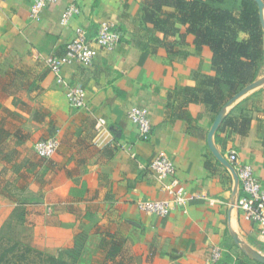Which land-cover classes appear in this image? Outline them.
Returning a JSON list of instances; mask_svg holds the SVG:
<instances>
[{
	"label": "crops",
	"instance_id": "0c3cea01",
	"mask_svg": "<svg viewBox=\"0 0 264 264\" xmlns=\"http://www.w3.org/2000/svg\"><path fill=\"white\" fill-rule=\"evenodd\" d=\"M153 2L58 0L32 21L31 0H0V229L21 210L26 223L12 224L20 241L67 251L84 238L80 264H211L214 247L226 263L263 264L256 257L264 259V241L238 207L229 156L251 165L264 187V83L212 110L210 47H196L188 26L167 35L156 28ZM72 3L81 14L62 26ZM217 5L242 9L241 0ZM104 21L122 39L92 65L64 68L86 91L87 107L73 109L48 61L64 56L77 29L94 36ZM261 80L264 62L254 82ZM135 106L151 114L146 141L127 119ZM98 118L107 121L100 132ZM52 137L57 154L39 157L36 143ZM162 154L176 166L168 180L148 170ZM172 179L186 205L165 218L140 211L141 201L167 198Z\"/></svg>",
	"mask_w": 264,
	"mask_h": 264
},
{
	"label": "trees",
	"instance_id": "16d2710c",
	"mask_svg": "<svg viewBox=\"0 0 264 264\" xmlns=\"http://www.w3.org/2000/svg\"><path fill=\"white\" fill-rule=\"evenodd\" d=\"M223 2L154 0L151 5L159 16L150 17V21L160 31L167 35L170 31L180 32L182 26H188L187 34L194 36L196 47H210L216 77L212 79L213 88L206 102L212 110L222 106L224 98L235 96L253 83L264 62V28L257 2L241 0L242 9L238 13L217 5ZM165 7L174 8V12L164 10ZM17 211L7 222L9 228H12L14 220L26 223L24 212ZM3 241L5 238H0V247ZM6 241V249L0 252V264L11 254L18 258L19 263L28 262L33 255L37 258L33 264H79L84 247V238L80 237L73 249L65 251L71 259L69 262L64 254L43 253L11 237Z\"/></svg>",
	"mask_w": 264,
	"mask_h": 264
},
{
	"label": "built area",
	"instance_id": "2783aa9c",
	"mask_svg": "<svg viewBox=\"0 0 264 264\" xmlns=\"http://www.w3.org/2000/svg\"><path fill=\"white\" fill-rule=\"evenodd\" d=\"M56 2L58 0H31L30 19L40 21L44 10ZM80 14V8L72 3L63 12L60 24L68 26ZM122 35L120 30L107 21L99 24L94 36L89 35L86 29L79 28L74 38L67 44L64 56L49 59V68L55 76L56 82L64 89L71 108L83 109L87 107L86 91L81 86L73 85L66 80L64 68L70 65H92L99 50L113 52L120 43ZM127 119L136 126L141 140L146 141L151 137L152 120L148 108L138 106L130 108L127 112ZM106 125L107 121L104 118H98L95 128L100 132L105 129ZM59 148L60 141L56 137L40 140L35 145L38 156L45 159L55 156ZM229 160L236 171L242 192V196L238 200V207L246 220L257 225L264 241V187L262 182L254 168L242 163L236 152L230 154ZM148 170L161 180H168L174 177L176 166L168 156L162 154L148 165ZM166 190H168L169 196L165 199L139 202L140 211L151 216L165 218L172 211L186 205L187 193L176 179L171 180L166 186ZM223 255V250L214 247L210 255L211 264H229L223 260Z\"/></svg>",
	"mask_w": 264,
	"mask_h": 264
},
{
	"label": "rangeland",
	"instance_id": "374dc122",
	"mask_svg": "<svg viewBox=\"0 0 264 264\" xmlns=\"http://www.w3.org/2000/svg\"><path fill=\"white\" fill-rule=\"evenodd\" d=\"M36 154H37V152H36ZM19 212H21V210L17 211V213H19ZM9 237H11L15 241L16 240L20 241L15 236L14 229L13 228H9L8 224L5 223V225L0 229V238H3V239L5 238V241H3L2 244H1V247H0V250L1 251L0 252H3L4 249H6V244H7V241L6 240H8ZM20 242L23 243L22 241H20ZM23 244H26V243H23ZM26 245L33 247L37 251H40V252H43V253L45 252L47 254H53V255H56V256L63 255L64 254L63 257L66 260H68L69 262H71V259L66 256L67 255V252H66V255H65V251H63V250L62 251H57V250H54V251L53 250H44V249H42L41 247H38V246H33V245H29V244H26ZM35 261H37V258L32 255L29 258V261L28 262H21V263H19L18 258L17 257H14V255L11 254V255H9V256L6 257V259L4 260L3 264H33ZM79 264H80V262H79Z\"/></svg>",
	"mask_w": 264,
	"mask_h": 264
},
{
	"label": "water",
	"instance_id": "95a60500",
	"mask_svg": "<svg viewBox=\"0 0 264 264\" xmlns=\"http://www.w3.org/2000/svg\"><path fill=\"white\" fill-rule=\"evenodd\" d=\"M255 1L259 5L260 16H261V20H262V24H263V28H264V2L262 0H255ZM263 83H264V81L261 80V81L254 82V83H252L249 86H246L238 94H236V96L234 97L233 101H236L238 98L242 97L243 95H245L249 91L257 88L260 85H262ZM221 121H222V114H220L217 117L212 131H214L220 125ZM256 259L264 264V259L263 258L256 257Z\"/></svg>",
	"mask_w": 264,
	"mask_h": 264
}]
</instances>
